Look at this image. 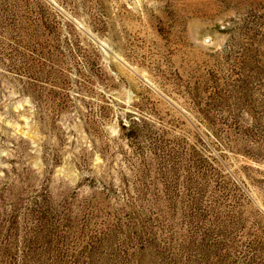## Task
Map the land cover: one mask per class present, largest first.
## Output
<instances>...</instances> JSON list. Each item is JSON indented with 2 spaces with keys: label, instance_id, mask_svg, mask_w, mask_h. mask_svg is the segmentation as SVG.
Listing matches in <instances>:
<instances>
[{
  "label": "rangeland",
  "instance_id": "374dc122",
  "mask_svg": "<svg viewBox=\"0 0 264 264\" xmlns=\"http://www.w3.org/2000/svg\"><path fill=\"white\" fill-rule=\"evenodd\" d=\"M0 264H264V0H0Z\"/></svg>",
  "mask_w": 264,
  "mask_h": 264
}]
</instances>
